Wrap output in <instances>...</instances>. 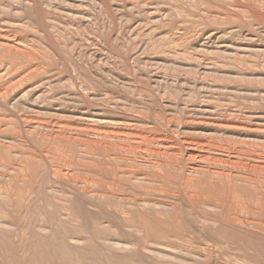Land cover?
Wrapping results in <instances>:
<instances>
[{"label":"rangeland","instance_id":"374dc122","mask_svg":"<svg viewBox=\"0 0 264 264\" xmlns=\"http://www.w3.org/2000/svg\"><path fill=\"white\" fill-rule=\"evenodd\" d=\"M0 264H264V0H0Z\"/></svg>","mask_w":264,"mask_h":264},{"label":"bare ground","instance_id":"6f19581e","mask_svg":"<svg viewBox=\"0 0 264 264\" xmlns=\"http://www.w3.org/2000/svg\"><path fill=\"white\" fill-rule=\"evenodd\" d=\"M16 39V38H15ZM5 117V116H4ZM30 130V129H29ZM99 131V130H98ZM101 132V131H100ZM90 133V132H89ZM95 135V134H94ZM141 137V136H140ZM128 139V138H127ZM142 140V139H141ZM143 141V140H142ZM166 142V141H165ZM131 143V142H130ZM193 143V142H192ZM198 145V144H197ZM137 146V145H136ZM199 146V145H198ZM129 148V147H128ZM144 148V147H143ZM123 149V148H122ZM131 149V148H130ZM137 149H139V148H137ZM184 149H185V147H184ZM198 149V148H197ZM141 151V150H140ZM145 151V150H144ZM153 151V150H152ZM230 153V152H229ZM43 154H45V153H43ZM166 154H168V153H166ZM188 154V153H187ZM221 154V153H220ZM233 154V153H232ZM130 155V154H129ZM190 157V156H189ZM63 158V157H62ZM66 158V157H65ZM186 158V157H185ZM258 158V157H257ZM212 159V158H211ZM215 159V158H214ZM238 160V159H237ZM216 162V161H215ZM236 164V163H235ZM234 165V164H233ZM199 168V167H198ZM250 168V167H249ZM69 169V168H68ZM67 169V170H68ZM192 170V169H191ZM84 172V171H83ZM45 173V172H44ZM38 174V173H37ZM52 174V173H51ZM28 175V174H27ZM40 175V174H39ZM75 175V174H74ZM38 176V175H37ZM47 176V175H46ZM16 177H18V176H16ZM65 190V189H64ZM68 190V189H67ZM185 196V195H184ZM10 197V196H9ZM16 198V197H15ZM105 208V207H104ZM5 209V208H4ZM103 210V209H102ZM6 211V210H5ZM88 211V210H87ZM63 212H64V210H63ZM41 228V227H40ZM58 238H59V236H58ZM2 240V239H1ZM5 240V239H4ZM60 240V239H59ZM6 243V242H5ZM17 248V247H16ZM96 248V247H95Z\"/></svg>","mask_w":264,"mask_h":264}]
</instances>
